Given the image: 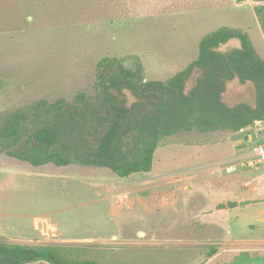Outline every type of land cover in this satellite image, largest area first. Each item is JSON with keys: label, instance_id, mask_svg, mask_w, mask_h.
<instances>
[{"label": "rangeland", "instance_id": "obj_1", "mask_svg": "<svg viewBox=\"0 0 264 264\" xmlns=\"http://www.w3.org/2000/svg\"><path fill=\"white\" fill-rule=\"evenodd\" d=\"M260 5L0 0V114L42 100L71 103L81 93L93 95L106 58L133 69L140 63L146 81H167L196 61L201 39L221 27L246 32L264 59ZM237 47L231 41L222 49ZM252 95L251 88L234 85L226 99L236 104ZM247 132L169 137L155 153L152 172L129 178L81 165L33 167L0 149V239L99 245L110 264H229L244 252L263 258L264 244L250 237L237 246L228 243V218L216 211L224 194L212 189L226 176L243 180L244 171L228 168L247 155L249 146L239 141ZM212 248L218 253L209 259Z\"/></svg>", "mask_w": 264, "mask_h": 264}, {"label": "trees", "instance_id": "obj_2", "mask_svg": "<svg viewBox=\"0 0 264 264\" xmlns=\"http://www.w3.org/2000/svg\"><path fill=\"white\" fill-rule=\"evenodd\" d=\"M264 2V0H257ZM264 29V5L256 7ZM237 41L238 47L223 46ZM234 85L253 90L248 100L228 103ZM264 122V59L241 29L221 27L199 43L196 61L167 81H146L140 63L103 59L93 95L74 102L39 101L0 114V149L33 167L81 165L107 168L120 178L152 172L154 157L169 137L184 133H239ZM225 202L217 210L236 208ZM99 245H29L0 239V264H110ZM218 253L212 248L208 258ZM264 263L248 252L229 264Z\"/></svg>", "mask_w": 264, "mask_h": 264}, {"label": "crops", "instance_id": "obj_3", "mask_svg": "<svg viewBox=\"0 0 264 264\" xmlns=\"http://www.w3.org/2000/svg\"><path fill=\"white\" fill-rule=\"evenodd\" d=\"M247 136L240 139V143L261 144L264 146V122H258L248 129ZM246 131V130H245ZM235 141L233 146H235ZM242 149L237 153L241 156ZM243 180L234 179L233 175L227 178L216 179L213 183V193L223 195L219 203L236 202L233 209L216 210L224 212L228 221L226 233L228 243L237 246L244 243L242 238L250 237L253 244H264V164L256 169L243 172ZM221 175V174H220ZM220 205V204H219ZM248 242V243H250ZM233 254L232 256H237Z\"/></svg>", "mask_w": 264, "mask_h": 264}, {"label": "built area", "instance_id": "obj_4", "mask_svg": "<svg viewBox=\"0 0 264 264\" xmlns=\"http://www.w3.org/2000/svg\"><path fill=\"white\" fill-rule=\"evenodd\" d=\"M247 155L242 157V162L238 165H233L228 168L230 172L249 171L250 169L258 168L264 164V146L252 145L248 147Z\"/></svg>", "mask_w": 264, "mask_h": 264}]
</instances>
